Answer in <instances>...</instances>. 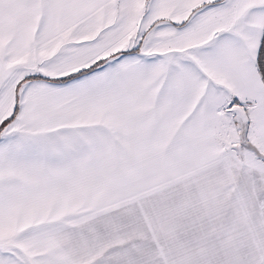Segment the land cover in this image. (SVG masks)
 I'll list each match as a JSON object with an SVG mask.
<instances>
[{
  "label": "snow or ice",
  "instance_id": "obj_1",
  "mask_svg": "<svg viewBox=\"0 0 264 264\" xmlns=\"http://www.w3.org/2000/svg\"><path fill=\"white\" fill-rule=\"evenodd\" d=\"M0 264H264V0H0Z\"/></svg>",
  "mask_w": 264,
  "mask_h": 264
}]
</instances>
